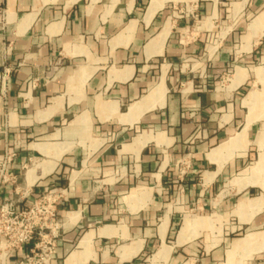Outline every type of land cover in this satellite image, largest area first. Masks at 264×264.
<instances>
[{"label": "crops", "instance_id": "1", "mask_svg": "<svg viewBox=\"0 0 264 264\" xmlns=\"http://www.w3.org/2000/svg\"><path fill=\"white\" fill-rule=\"evenodd\" d=\"M257 83L264 0H0V158L65 190L48 264H264Z\"/></svg>", "mask_w": 264, "mask_h": 264}, {"label": "built area", "instance_id": "2", "mask_svg": "<svg viewBox=\"0 0 264 264\" xmlns=\"http://www.w3.org/2000/svg\"><path fill=\"white\" fill-rule=\"evenodd\" d=\"M14 155L0 158V189L15 186L0 205V262L22 246H30L17 264H48L59 238L58 205L65 200V190L52 186L40 193L22 194L16 185L18 172L10 166Z\"/></svg>", "mask_w": 264, "mask_h": 264}, {"label": "rangeland", "instance_id": "3", "mask_svg": "<svg viewBox=\"0 0 264 264\" xmlns=\"http://www.w3.org/2000/svg\"><path fill=\"white\" fill-rule=\"evenodd\" d=\"M232 74V71L231 70H229V71H227L225 74H224V80H226L228 77H230V75ZM251 84L249 85V88L248 89H251ZM262 87H264V84H261V83H257V84H255V88H262ZM263 98H264V93H263ZM264 107V104H261L260 105V108H263ZM257 154L256 155H252V162H253V164H251V166H254V164H255V162H256V160H257ZM216 219V218H215ZM237 237V236H236ZM214 238V237H213ZM216 239H217V237H216Z\"/></svg>", "mask_w": 264, "mask_h": 264}, {"label": "bare ground", "instance_id": "4", "mask_svg": "<svg viewBox=\"0 0 264 264\" xmlns=\"http://www.w3.org/2000/svg\"><path fill=\"white\" fill-rule=\"evenodd\" d=\"M190 225H191V223L189 221H185V223L183 224V226L181 228L180 238L190 228ZM167 252H169V251H167Z\"/></svg>", "mask_w": 264, "mask_h": 264}]
</instances>
